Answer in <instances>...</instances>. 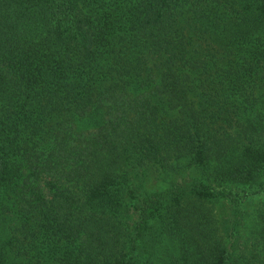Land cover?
Returning <instances> with one entry per match:
<instances>
[{
	"label": "trees",
	"instance_id": "obj_1",
	"mask_svg": "<svg viewBox=\"0 0 264 264\" xmlns=\"http://www.w3.org/2000/svg\"><path fill=\"white\" fill-rule=\"evenodd\" d=\"M0 264H264V0H0Z\"/></svg>",
	"mask_w": 264,
	"mask_h": 264
}]
</instances>
